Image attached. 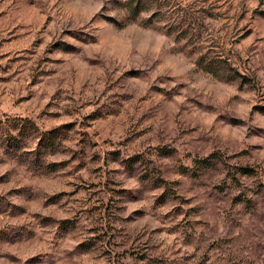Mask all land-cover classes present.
Instances as JSON below:
<instances>
[{
    "label": "rangeland",
    "instance_id": "1",
    "mask_svg": "<svg viewBox=\"0 0 264 264\" xmlns=\"http://www.w3.org/2000/svg\"><path fill=\"white\" fill-rule=\"evenodd\" d=\"M0 264H264V0H0Z\"/></svg>",
    "mask_w": 264,
    "mask_h": 264
},
{
    "label": "clouds",
    "instance_id": "2",
    "mask_svg": "<svg viewBox=\"0 0 264 264\" xmlns=\"http://www.w3.org/2000/svg\"><path fill=\"white\" fill-rule=\"evenodd\" d=\"M257 2H258V0H257Z\"/></svg>",
    "mask_w": 264,
    "mask_h": 264
}]
</instances>
